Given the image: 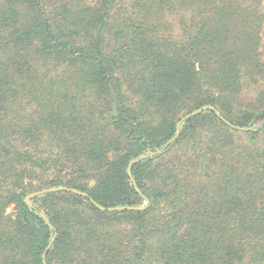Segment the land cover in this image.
I'll return each mask as SVG.
<instances>
[{"label": "trees", "instance_id": "trees-1", "mask_svg": "<svg viewBox=\"0 0 264 264\" xmlns=\"http://www.w3.org/2000/svg\"><path fill=\"white\" fill-rule=\"evenodd\" d=\"M263 47L264 0H0V264H264Z\"/></svg>", "mask_w": 264, "mask_h": 264}, {"label": "water", "instance_id": "water-1", "mask_svg": "<svg viewBox=\"0 0 264 264\" xmlns=\"http://www.w3.org/2000/svg\"><path fill=\"white\" fill-rule=\"evenodd\" d=\"M208 111H212L214 112L225 124H227L229 127L235 129V130H239V131H248L250 130L249 128H241L238 126L233 125L232 123H230L228 120H226L221 113L218 111V109H216L214 106L212 105H206L203 106L201 108L196 109L195 111H193L192 113L187 114L186 116H184L181 121H179L178 125H177V132H176V137H179L180 135V130H181V126L182 124L193 117H196L204 112H208ZM174 141L171 140L168 144L172 143ZM162 152V150L158 151V153ZM154 155L153 152L148 151L144 154L139 155L138 157L134 158L132 161H130L129 165H128V176L132 182L133 187L135 188V190L140 193V195H142V197L144 198V200L147 202L148 205H144V206H117V207H110V208H106L104 206H101L100 204H98L96 201H94L93 199H90L91 202L93 203V205H95L99 210H101L102 212H110V213H114V212H123V211H144L148 208L149 204H150V200L144 195L142 194V191L140 190L134 176H133V167L138 164L139 162L152 157ZM54 192H71L77 195H81L83 197H87L89 198V195L87 193H83L79 190L76 189H71V188H67V187H59V188H49V189H44L42 191H38L35 192L33 194H31L26 202L29 204L30 208H33V204H32V198L41 196V195H45L48 193H54ZM41 216L46 220V222L48 223V225L50 226L51 229H54L53 225L51 224V222L49 221V219H47V217L45 216V214H41ZM55 241V236L52 238V240L50 241L44 255H43V261L46 264V258H47V254L48 252L51 250L53 244Z\"/></svg>", "mask_w": 264, "mask_h": 264}, {"label": "rangeland", "instance_id": "rangeland-1", "mask_svg": "<svg viewBox=\"0 0 264 264\" xmlns=\"http://www.w3.org/2000/svg\"><path fill=\"white\" fill-rule=\"evenodd\" d=\"M263 51H264V47H263ZM246 95L247 96V99L249 100H255L256 96H257V92L255 89H252L251 91L247 92ZM12 209L9 210V212H11Z\"/></svg>", "mask_w": 264, "mask_h": 264}]
</instances>
